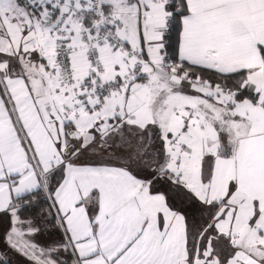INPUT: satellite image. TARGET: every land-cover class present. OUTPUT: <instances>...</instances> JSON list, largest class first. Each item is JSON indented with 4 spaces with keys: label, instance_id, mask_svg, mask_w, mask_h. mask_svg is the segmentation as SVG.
<instances>
[{
    "label": "snow or ice",
    "instance_id": "6c2138e0",
    "mask_svg": "<svg viewBox=\"0 0 264 264\" xmlns=\"http://www.w3.org/2000/svg\"><path fill=\"white\" fill-rule=\"evenodd\" d=\"M0 264H264V0H0Z\"/></svg>",
    "mask_w": 264,
    "mask_h": 264
}]
</instances>
